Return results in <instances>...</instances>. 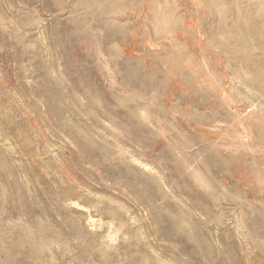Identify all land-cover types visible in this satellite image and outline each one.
Listing matches in <instances>:
<instances>
[{
	"label": "rangeland",
	"instance_id": "rangeland-1",
	"mask_svg": "<svg viewBox=\"0 0 264 264\" xmlns=\"http://www.w3.org/2000/svg\"><path fill=\"white\" fill-rule=\"evenodd\" d=\"M0 264H264V0H0Z\"/></svg>",
	"mask_w": 264,
	"mask_h": 264
}]
</instances>
